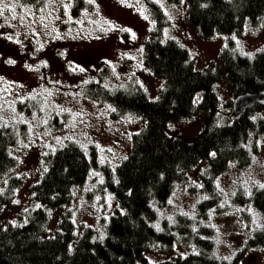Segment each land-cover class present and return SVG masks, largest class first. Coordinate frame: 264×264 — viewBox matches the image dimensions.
<instances>
[{
    "label": "rangeland",
    "instance_id": "1",
    "mask_svg": "<svg viewBox=\"0 0 264 264\" xmlns=\"http://www.w3.org/2000/svg\"><path fill=\"white\" fill-rule=\"evenodd\" d=\"M73 1L42 0L34 6L4 0L9 8L0 15V117H3L0 124L7 122L17 138L11 152L14 167L4 182L15 178L20 183L0 207L1 228L26 222L29 210L38 207L31 189L45 174L46 156L50 152L72 142L86 153L95 149L100 166L111 168L131 152L132 137L142 129L143 121L131 116L116 117L112 107L84 96V85L93 81L107 90L121 88L129 93L139 88L154 99L159 95L163 79L155 77L145 65V43L156 37L160 42L172 40L188 51L196 70H203L211 62L219 63L220 52L229 39L222 35L202 37L190 26L184 2L82 0L84 9L73 15ZM147 2L157 4L167 19L159 36ZM69 3L71 7L65 11L63 5ZM249 24L240 36L231 37L237 51L246 56L264 51V17L258 27L250 28ZM9 60L15 63H8ZM104 67L108 69L107 75L102 73ZM215 92L221 107L234 99L225 73ZM202 99L203 91L197 94L195 104ZM81 110L82 115H73ZM221 113L225 111L221 109ZM208 114V110L199 107L186 118L172 114L167 132L193 141ZM260 116L264 117V110ZM247 148L252 151L248 166L241 168L233 164L217 176L215 186L221 198L204 224L215 233L218 258L232 260L244 251L240 264H264V245L257 248L248 245L253 234L264 227V218L255 209L238 205L234 199L238 190L247 198L254 188L264 184L263 143L251 137ZM200 164H205L203 169L207 166L203 161ZM203 165L195 168L201 169ZM195 180L196 174L188 172L187 178L176 185L166 204L158 208L155 226L160 229L163 222L175 224L181 215L196 217L197 204L207 196L190 192ZM104 186L102 171L96 166L85 182L72 190L69 204L50 210L47 235L57 231L62 217L66 216L78 235L91 229L92 234L102 237L106 222L117 209L115 198ZM194 251L193 246L178 241L171 249L155 245L144 253L150 262L157 263L170 255L184 256Z\"/></svg>",
    "mask_w": 264,
    "mask_h": 264
},
{
    "label": "trees",
    "instance_id": "2",
    "mask_svg": "<svg viewBox=\"0 0 264 264\" xmlns=\"http://www.w3.org/2000/svg\"><path fill=\"white\" fill-rule=\"evenodd\" d=\"M12 1L36 6L42 0ZM167 1L184 2L190 26L205 39L218 35L229 38L220 52L219 63L211 62L205 69L196 70L186 49L172 40L160 42L156 37L144 44L143 56L152 74L163 79L157 98H149L139 88L129 93L121 88L107 90L93 81L84 85V96L112 107L116 117L140 118L143 127L133 135L127 158L114 168L100 166L95 149L86 153L72 142L50 152L46 156L45 174L31 189L38 207L29 210L26 222L0 227V264H240L244 251L232 260L215 255V233L204 222L221 198L215 186L217 176L233 164L243 168L251 163L252 151L247 148L251 137L260 139L264 146V117L260 116L264 104H254L232 119V101L221 107L215 86L225 73L235 97L264 91V51L243 55L231 39L240 36L247 23L250 28L259 26L264 17V0ZM83 3L73 1V15L80 14ZM147 4L159 36L167 19L157 4ZM104 69L102 73L107 75L108 69ZM201 91L203 99L196 105ZM198 107L209 114L193 141L168 134L172 114L186 118ZM16 140L12 128L0 127V207L20 183L15 178L4 182L14 167L11 152ZM202 161L206 168L200 164L202 168L196 169ZM96 166L105 179L104 189L117 202L103 236L92 234L91 229L78 235L66 216L62 217L59 229L47 235L50 210L69 204L72 190L82 185ZM188 172L196 174L190 192L206 194L208 198L197 204L195 218L181 215L175 224L163 222L157 229L158 208L166 204ZM234 199L264 218V188H254L247 198L238 190ZM178 241L193 246L195 251L184 256L170 255L157 263L150 262L144 253L155 245L171 249ZM248 245L255 248L264 245V227L253 234Z\"/></svg>",
    "mask_w": 264,
    "mask_h": 264
},
{
    "label": "water",
    "instance_id": "3",
    "mask_svg": "<svg viewBox=\"0 0 264 264\" xmlns=\"http://www.w3.org/2000/svg\"><path fill=\"white\" fill-rule=\"evenodd\" d=\"M254 104H264V91L237 95L232 101V119L240 116Z\"/></svg>",
    "mask_w": 264,
    "mask_h": 264
},
{
    "label": "snow or ice",
    "instance_id": "4",
    "mask_svg": "<svg viewBox=\"0 0 264 264\" xmlns=\"http://www.w3.org/2000/svg\"><path fill=\"white\" fill-rule=\"evenodd\" d=\"M88 2L89 3H94V0H88ZM122 2H123V0H122ZM64 6V8H65V11H67L70 7H71V4L69 3V4H64L63 5ZM9 8V4L8 3H4V0H0V15H2L3 14V10L4 9H8ZM11 10L14 12L15 11V5H12L11 6ZM43 9H41V11H42ZM143 14V13H142ZM13 19H16V17L15 16H13L12 17ZM145 19H147V16H145L144 17ZM0 27H2V25H0ZM122 31H128L127 29H121ZM9 38H11V37H9ZM8 63H15V61H13V60H9L8 61ZM26 67H27V65H26ZM51 93H49V95H50ZM64 111H67V112H69V113H71L72 112V110L71 109H66V110H64ZM73 115L74 116H80V115H82V110H81V112H77V113H73ZM0 120H3V117H0ZM44 123H47V121H44ZM0 127H7V122H4L3 124H0ZM109 151H111V149H109ZM211 155L212 156H215V153H211ZM253 159H255V158H253ZM200 187H202V185L200 186ZM260 187H262V188H264V184H261L260 185ZM208 197H204V199H207ZM172 201L170 200L169 201V203H171ZM220 207H224V204H221L220 205ZM227 214V213H226ZM185 215H187V213H185ZM169 219H171V218H169ZM255 222V221H254ZM156 227H157V229H159V226L158 225H156ZM257 227H261L260 225H257ZM225 259H230L229 257H225Z\"/></svg>",
    "mask_w": 264,
    "mask_h": 264
},
{
    "label": "clouds",
    "instance_id": "5",
    "mask_svg": "<svg viewBox=\"0 0 264 264\" xmlns=\"http://www.w3.org/2000/svg\"><path fill=\"white\" fill-rule=\"evenodd\" d=\"M235 98V97H234ZM233 101V100H232Z\"/></svg>",
    "mask_w": 264,
    "mask_h": 264
},
{
    "label": "bare ground",
    "instance_id": "6",
    "mask_svg": "<svg viewBox=\"0 0 264 264\" xmlns=\"http://www.w3.org/2000/svg\"><path fill=\"white\" fill-rule=\"evenodd\" d=\"M163 207V206H162Z\"/></svg>",
    "mask_w": 264,
    "mask_h": 264
}]
</instances>
